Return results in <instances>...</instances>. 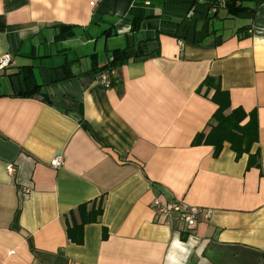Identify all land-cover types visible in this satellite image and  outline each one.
Masks as SVG:
<instances>
[{
	"label": "crops",
	"instance_id": "0c3cea01",
	"mask_svg": "<svg viewBox=\"0 0 264 264\" xmlns=\"http://www.w3.org/2000/svg\"><path fill=\"white\" fill-rule=\"evenodd\" d=\"M226 1L0 0V264H264V0L237 14ZM57 24L72 35L55 41ZM116 47L128 61L94 72L90 54L102 66ZM209 75L255 113L258 166L228 142L217 156L192 144L217 107ZM101 197L72 241L69 212ZM155 197L210 217L189 229L157 217Z\"/></svg>",
	"mask_w": 264,
	"mask_h": 264
},
{
	"label": "trees",
	"instance_id": "16d2710c",
	"mask_svg": "<svg viewBox=\"0 0 264 264\" xmlns=\"http://www.w3.org/2000/svg\"><path fill=\"white\" fill-rule=\"evenodd\" d=\"M237 0H227L226 6L229 11L237 14L241 9L240 6H235ZM212 4H218L214 1ZM234 14V15H235ZM139 22L138 18L131 20V29L135 27V24ZM58 32L54 36L55 41H61L72 35L74 26L57 24ZM126 48H113L110 50V60L102 65H98V57L96 53L90 54L91 68L94 72L102 71L105 69H111L128 61V57L125 52ZM140 54H138L139 56ZM135 58V57H134ZM26 67V66H24ZM203 85H207V89L212 87L214 92L210 99L216 104V109L210 116L207 122V130L197 132L193 137L192 144H207L213 147V155L217 156L223 147L224 142H228L232 151H234L236 158L243 153L248 154L249 164L258 166V154L250 153L252 145L257 139V117L255 113L246 112L241 107L230 108L229 98L226 91L220 87L219 79L212 76H207L203 80ZM36 88V87H35ZM35 90V89H33ZM26 94V93H24ZM102 197L99 199L97 205H91L90 209H87V204H82L77 207L79 215V221H74V216L69 212L72 226L67 227V233L69 238L80 243L82 241L83 226L89 222H96L98 217L102 213ZM72 214V215H71Z\"/></svg>",
	"mask_w": 264,
	"mask_h": 264
},
{
	"label": "built area",
	"instance_id": "2783aa9c",
	"mask_svg": "<svg viewBox=\"0 0 264 264\" xmlns=\"http://www.w3.org/2000/svg\"><path fill=\"white\" fill-rule=\"evenodd\" d=\"M200 1H214L217 3H224L226 0H200ZM11 61V55L9 53L0 56V69H5L9 66ZM99 81L105 87L111 84V80L107 73H100L98 76ZM62 163L60 156H55L50 160V164L54 167H59ZM8 171H13V166L8 165ZM24 197L26 195L24 194ZM151 208L154 214L159 218L169 219L175 217L182 221L184 225L191 229L193 228L200 217L208 219L210 217V210L199 206L191 205L184 200H171L164 201L159 197H155L151 202Z\"/></svg>",
	"mask_w": 264,
	"mask_h": 264
},
{
	"label": "rangeland",
	"instance_id": "374dc122",
	"mask_svg": "<svg viewBox=\"0 0 264 264\" xmlns=\"http://www.w3.org/2000/svg\"><path fill=\"white\" fill-rule=\"evenodd\" d=\"M223 14L222 11H220L219 15ZM241 23V19L240 18H237V17H232V18H229V19H223V20H220V19H214V28L215 29H221L220 31L222 33H229L230 31L233 30V28L236 26H239ZM103 42H104V38L101 37L99 38V41H98V47L100 48V50L98 49V51H100V54H99V59L101 61H103L105 59V52L104 50L102 49V46L103 45ZM92 46V45H91Z\"/></svg>",
	"mask_w": 264,
	"mask_h": 264
}]
</instances>
